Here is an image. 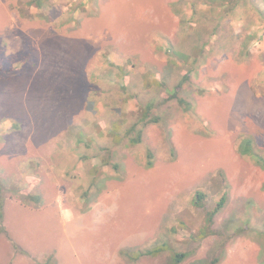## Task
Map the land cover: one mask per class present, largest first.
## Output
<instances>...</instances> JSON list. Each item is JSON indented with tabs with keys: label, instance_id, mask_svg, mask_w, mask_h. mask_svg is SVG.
I'll return each mask as SVG.
<instances>
[{
	"label": "rangeland",
	"instance_id": "374dc122",
	"mask_svg": "<svg viewBox=\"0 0 264 264\" xmlns=\"http://www.w3.org/2000/svg\"><path fill=\"white\" fill-rule=\"evenodd\" d=\"M236 1L0 0V264H264V0Z\"/></svg>",
	"mask_w": 264,
	"mask_h": 264
},
{
	"label": "trees",
	"instance_id": "16d2710c",
	"mask_svg": "<svg viewBox=\"0 0 264 264\" xmlns=\"http://www.w3.org/2000/svg\"><path fill=\"white\" fill-rule=\"evenodd\" d=\"M207 1L210 3H216V4H220V5H226L228 3L234 5V3L237 2L236 0H207ZM134 141H135V143L140 141V134L138 135L137 139ZM239 152L242 155L251 156L258 165H260L261 167L264 168V156L256 149L255 142H254V139L252 137L245 136L241 139V142L239 144ZM147 166L148 167L152 166L151 160H149ZM202 196H203V194L200 192L197 194L198 199H201ZM31 198H33L34 200H38V201L40 199L39 196H31ZM224 202H225V197H223L220 200V202L217 204V206L215 207L214 210L209 211L207 213V221H208L207 227L210 226V223L212 222L213 217L222 208ZM197 204H199L198 201H197ZM3 208H4V200L0 199V232L4 230L3 225H1L3 218H4V209ZM148 252L150 253V251H148ZM142 254H146V253L144 252V253L137 254L136 257L138 258ZM184 256H185L184 253H176L173 256V260H172L171 264H178ZM218 261H219V259L216 258L212 261H207V260L202 261L199 264H216Z\"/></svg>",
	"mask_w": 264,
	"mask_h": 264
}]
</instances>
